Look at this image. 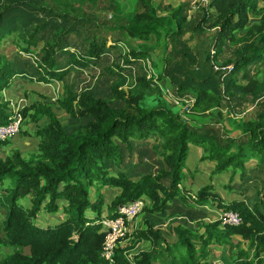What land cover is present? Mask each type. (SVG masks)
Listing matches in <instances>:
<instances>
[{
  "label": "trees",
  "instance_id": "16d2710c",
  "mask_svg": "<svg viewBox=\"0 0 264 264\" xmlns=\"http://www.w3.org/2000/svg\"><path fill=\"white\" fill-rule=\"evenodd\" d=\"M141 2L146 8L144 12L128 17L117 27H109L120 31V36L113 37L116 45L120 44L123 32L132 39L146 42L137 48L131 46L132 59L125 60L131 68L154 49L146 40L162 35L173 39L181 35L187 25L184 5L161 15L153 0ZM202 4L197 3L203 14L195 29L215 28L216 34L211 42L215 53L211 55L210 49L205 50L200 64L211 66L209 70H187L176 88V93L186 96L189 92L194 96L192 111L188 110L193 113L219 107L224 98L232 99L237 93L241 98L264 94V67L249 74L253 65L264 62V0H204ZM20 6L31 8L33 14L41 8L50 16H65L47 7H38L32 0L3 5L0 49L4 28L16 17ZM211 8L214 13H210ZM35 18L40 20L39 16ZM240 31L244 33L239 35ZM59 41H48L34 56L39 61L35 74L40 75L41 82H63L68 74L66 70L70 67H58V50L63 48ZM27 44L24 51L28 52L32 46H37V33L31 35ZM107 47L106 38L95 39L85 53L70 51V63L78 68L98 64L108 54L110 47ZM226 47L233 48L234 57L221 62L220 55ZM30 63L34 67V63ZM214 64L218 66L217 71ZM15 66L0 51V125L8 123L14 115L11 101L6 100L3 93L18 73ZM121 67L118 68L121 70ZM108 72L114 73L110 67ZM137 81L144 86L150 84L145 77H138ZM219 81L224 86L222 89L217 85ZM63 87L65 93L59 95L57 103L70 120L60 121L43 101L24 106L21 109L24 122L30 117L39 123L46 117L36 131L40 139L39 153L29 159L17 151L11 156H0V205L4 208V219L0 221V264H111L101 253L106 236L104 209L108 211L106 217H115L119 206L143 196L154 203L152 212L164 209L169 201L181 197L187 204L209 203L220 210L238 211L243 222L227 226L225 231L218 227L219 222L205 224L206 234L197 236L201 240L198 254L189 228L177 227L175 250L162 246L165 236L148 220L147 228L137 231L135 236L150 241L152 246L135 257L136 264H198L201 258H207V249L214 239L236 254L233 264H264V175L260 177L264 172V112L248 120L231 118L239 133L217 137L206 128L190 126L169 107H147L144 93H127L119 90L117 83L103 97L87 89L77 91L68 83ZM114 101L119 103L116 107H113ZM150 140L154 141L151 147ZM190 144L203 149V159L216 163L214 173L232 169V180L226 188L235 190L242 199L228 201L212 192L211 185L199 189L196 198L181 192ZM135 148H141L139 151L153 148L160 154L157 172L133 173L123 167L126 156ZM252 160L255 162L247 165ZM237 172H240V181L231 183ZM101 185L119 190L109 206ZM27 199L31 200V207L23 204ZM42 209L54 214L61 210L65 217L56 220L52 216L50 220L55 222L43 226L36 223ZM93 214L95 217H91ZM233 236L247 240V249L237 247L239 243ZM115 258V264H131L126 249L121 247L116 250Z\"/></svg>",
  "mask_w": 264,
  "mask_h": 264
},
{
  "label": "rangeland",
  "instance_id": "374dc122",
  "mask_svg": "<svg viewBox=\"0 0 264 264\" xmlns=\"http://www.w3.org/2000/svg\"><path fill=\"white\" fill-rule=\"evenodd\" d=\"M15 1L24 0H0V10L3 5ZM32 1H34L38 7H47L51 11L65 16H50L48 13L42 12L41 8H37L36 12L33 14L31 8H22V6H20L22 11H19L21 9L19 8L16 17L6 24L2 34L3 36L1 37L0 51L11 61L12 64L17 65L15 68L18 72L12 77L11 85L9 87H22V96L10 98L14 102L11 105L12 108H20L24 103L39 100V95L36 94L39 88L35 85L44 84L45 82L39 81L40 75L35 74L37 73V63L39 64V61L34 56L38 55V51L43 47V44L45 45L48 41L58 43L60 40L59 42L62 44L63 48H58V67L60 69H66L67 67L70 68L66 70L68 74L63 82L56 81L57 83L51 84V92L54 94L53 96L52 94L46 95L43 101L48 106H51V108L54 107L58 113V119L64 123H67V121L70 120V116L67 115L66 112L62 113L59 111L60 107L57 103L59 95L65 93L63 87L64 83H68L69 86L77 91L87 89L88 91H93L96 95L102 97L107 96L110 89H112V86L117 83L119 85V90H125L127 93H136V91L144 93L146 96L144 105L147 107H169L172 112L180 114L182 120L189 122L190 126L198 129L206 128V131L213 133L217 137H221L223 134L233 136L239 133L238 130L235 129L231 118L236 117L237 121L248 120L255 117L258 113L264 112V94L241 98L240 94L237 93L232 99L224 98L222 100V105L219 107L203 113H193L190 111H192L191 108L193 107L194 96L189 92L185 94L186 96H184V93H176V88L180 85L181 81L184 80L183 77L186 76L185 72L187 70L195 71L197 68L203 70L210 69V64L207 65L208 67L200 64L204 57L205 50L210 49L211 55L215 53L214 48L211 46V42L216 34V29H195L196 23L201 19L203 14L201 7L197 6V3L200 2V4H202V2L204 3V0H153L161 15L171 13L174 9L184 5L183 15H186L187 25L185 24L186 27L183 30V33L177 37H173V39L162 35L157 37V39L153 37L146 40L148 41L147 44L153 46L154 49L149 53L147 58L135 62L136 66L132 68L131 65L127 64L125 61L126 58L130 59L133 55V49L131 46L137 48L139 45L146 42L141 39H132L126 32H123L121 33L120 44L116 45L113 41V37L120 36V31L111 30L109 27H117L128 17L144 12L146 8L143 6L141 0ZM209 11L210 13H214L213 8L209 9ZM21 15L28 18H23ZM38 16L40 17V20H36L35 17ZM253 20L254 18H252V21ZM97 22L98 25L96 24ZM35 30H37V32ZM33 33H37L38 44L35 47L32 46L29 52L24 51L28 46L27 40ZM243 33L244 31H240L238 34L242 35ZM105 38L107 39V45L110 48L107 47L109 49L108 54L106 56L104 55L98 64H93L87 68H78L70 63V51L75 50L85 53L92 41ZM64 48H67V50L64 51ZM233 57V48L226 47L220 55V61L223 62L224 60ZM30 61L34 63L35 68L31 66ZM117 65L119 68L122 66L121 70ZM109 67L111 71H114L113 74L108 72ZM262 67H264V62L258 65H253L249 69L250 76L254 74L257 69ZM129 69L131 70V73ZM217 70L218 66L214 64V71ZM73 71L74 73H72ZM138 77H145L146 82L149 81L150 84L148 86L142 85L141 82L137 81ZM18 81H25L26 83L21 85L22 83H17ZM220 83L221 81H219L217 85L222 89L224 86ZM40 92H42V90H40ZM23 100L24 103L22 104ZM118 104V102L114 101L113 107H116ZM189 109L190 111H188ZM44 118L45 117L40 120L41 122H39V124L46 121V119L43 120ZM21 129L19 132L3 136L6 138L4 139L5 141L0 144L1 157L13 155L16 150V144L13 143V139L21 132ZM11 131L12 130H8V132ZM6 143L9 144V146H6ZM152 143H154V141L150 140L149 147H151ZM140 149L141 148H135L131 151L133 155L128 154L126 156L127 159L124 162L123 167L128 172L133 173L146 171L157 172L159 169V158H161L160 154L156 151L154 152L153 148L152 150L143 149L142 151H139ZM126 152L129 153L128 149ZM24 156L28 158L29 155ZM254 162L255 160H252L247 165ZM135 166L138 168H135ZM236 174L238 177L240 172H237ZM263 175L264 172L260 174V177H263ZM238 180L239 179L237 178V182L240 181ZM5 183L8 184V180ZM100 188L111 189L112 199L108 197V202L106 203V205L109 206V203L116 198L118 193L114 192L115 190L110 186L101 185ZM220 190L224 191L223 188H220ZM225 191L226 193H224ZM225 191L222 192V194L226 197L232 193L233 198H243L242 195L236 193L234 190H228L226 188ZM1 192L2 190L0 189V194ZM249 193L252 195L254 191L251 189ZM94 194L95 193L92 192V196H94ZM23 204L26 207H31V200H24ZM59 205H61V203H59ZM143 208L141 212L143 211ZM42 211L37 216L36 223L43 226H46L51 221V223L55 222L50 220V217L52 216L56 220L65 217L61 211L56 214ZM87 212H89V210ZM106 212L107 210L104 211V214ZM3 219L4 208L0 205V221ZM210 221L219 222V217H211ZM218 227L224 231L226 229V227H223L220 222ZM125 239L124 241L128 243ZM122 241H120L118 247L121 246ZM243 242V240L238 241L239 246L237 247L247 249V240H245L244 243ZM123 245L126 244L124 243ZM131 245L132 244L128 243L125 249H129ZM199 246H201V240ZM126 253L128 254L129 252ZM130 253H132V251ZM224 256L225 258L230 259V261L232 260L233 264L236 254H233L231 251L230 254L226 252ZM262 256L264 258V253H262ZM207 260L208 259L201 258L200 261H198V264H208Z\"/></svg>",
  "mask_w": 264,
  "mask_h": 264
},
{
  "label": "crops",
  "instance_id": "0c3cea01",
  "mask_svg": "<svg viewBox=\"0 0 264 264\" xmlns=\"http://www.w3.org/2000/svg\"><path fill=\"white\" fill-rule=\"evenodd\" d=\"M72 73H74V71ZM17 83H20V84L22 83L21 85H23L26 82L18 81ZM54 83H57V82L55 81L52 83H44L40 85H35L37 88H39V90H37L38 92H36V94L39 95L38 97L39 100H36L33 102H27V103H24V100H23L22 104L23 103L24 104L23 105L21 104V105L24 107L26 105H31L34 102L43 101L46 95L52 94L53 96L54 93L51 92V84H54ZM21 90H22V87H18V88L9 87L8 89L4 91L3 94L6 100L11 101V105H12L14 102L10 98L16 97V96H22ZM40 90H42V92H40ZM52 110L58 118V113L54 109V107L52 108ZM59 111H61L62 113H65V110L62 109L61 107ZM45 119L46 117L43 120ZM38 124L39 123L31 121L30 117L25 118V122L22 125L21 132L18 135H16L13 139V143L16 144L15 152L16 151L19 152L24 158H26L24 155H29L28 158L26 159H29L30 157H32V155H37L39 153L38 147H39L40 139L36 135V131L38 130ZM6 146H9V144H7ZM203 155H204V151L201 147L194 145V144L189 145L187 157L185 160V166L183 169L181 192L189 194L192 197L196 198V195L199 189H201L202 187L206 185H211L212 187L211 190L214 191V193L220 194L222 198L228 201L233 199L232 193L227 195V197L222 194V192H224L226 189L225 187L232 180V169L227 170L222 173H214L216 163L209 159H203ZM6 156H9V155H6ZM237 178L240 180V175H238L237 177V174H236L231 183L237 182ZM220 188H223L224 191L220 190ZM101 190L103 192L105 202L107 203L108 197L112 199V196H111L112 191L111 189H108V188H102ZM114 190H115L114 192L119 193L118 189H114ZM224 193H226V191ZM92 197H95V194ZM141 199L144 201L145 206L143 208V211L135 219L128 222L129 237L127 235L126 236L127 238L125 239L128 241L129 244H132L129 249H126V252H129L128 254L127 253L126 254L134 256V258L139 256L142 251H145V250L148 251L151 249L152 245L150 241L143 240L135 236V233L137 231H142L147 228L148 220L154 225L155 228L159 229L162 232V234L165 236L166 241L162 243V246L170 247L173 249L175 248V250L178 245V236H177V231H176L177 227L184 226L186 228H189L194 236L193 241L196 244V250L199 254L200 239H198L197 236L205 235L206 234L205 224L211 222L210 221L211 217L218 218L220 216L219 215L220 212L222 211L218 209L216 206L209 204V203L204 206H198L197 204H194V202H191V204L193 205L192 206L191 204L184 203L181 197H176L174 200L169 201L167 203V206L164 209L152 212L151 209L155 207L154 203L146 196L141 197ZM189 205L191 206L189 207ZM104 211H106V208L104 209ZM107 212L103 214V217H102L103 219L107 216L108 214ZM91 217H95V215L93 214ZM232 239L235 242L242 241V240L245 242V240L242 239L240 236H233ZM123 241L120 247L125 249L128 243L124 241L126 245H123L124 244ZM131 251L132 253H130ZM231 251L232 250L230 247L227 248V245L225 244L222 245L218 242L217 239H214L212 244L207 249V252H208V255L206 258L208 259L207 263L213 264L214 262V264H232V260L230 261V259H227L224 256L226 252L230 254Z\"/></svg>",
  "mask_w": 264,
  "mask_h": 264
},
{
  "label": "built area",
  "instance_id": "2783aa9c",
  "mask_svg": "<svg viewBox=\"0 0 264 264\" xmlns=\"http://www.w3.org/2000/svg\"><path fill=\"white\" fill-rule=\"evenodd\" d=\"M22 108L23 106L20 108L14 107V115L9 119V122L0 125V144L5 141L4 139L6 137H3L4 135L20 131L24 122V117L21 113ZM8 130L12 131L8 132ZM143 207L144 201L138 198L119 206L115 217H106L103 219L106 236L101 253L111 264H115V253L118 249V244L128 235V222L135 219ZM219 222L223 227L237 226L243 222V218L238 211L222 210L220 212ZM127 256L131 264H136L134 256Z\"/></svg>",
  "mask_w": 264,
  "mask_h": 264
},
{
  "label": "water",
  "instance_id": "95a60500",
  "mask_svg": "<svg viewBox=\"0 0 264 264\" xmlns=\"http://www.w3.org/2000/svg\"><path fill=\"white\" fill-rule=\"evenodd\" d=\"M234 199V198H233Z\"/></svg>",
  "mask_w": 264,
  "mask_h": 264
}]
</instances>
